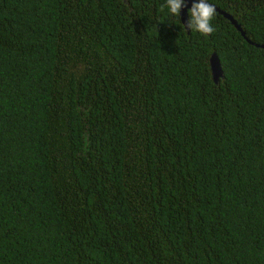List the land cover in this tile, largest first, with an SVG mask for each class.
Returning a JSON list of instances; mask_svg holds the SVG:
<instances>
[{"label":"trees","instance_id":"16d2710c","mask_svg":"<svg viewBox=\"0 0 264 264\" xmlns=\"http://www.w3.org/2000/svg\"><path fill=\"white\" fill-rule=\"evenodd\" d=\"M164 3L0 0V264H264V49Z\"/></svg>","mask_w":264,"mask_h":264},{"label":"clouds","instance_id":"9594fccd","mask_svg":"<svg viewBox=\"0 0 264 264\" xmlns=\"http://www.w3.org/2000/svg\"><path fill=\"white\" fill-rule=\"evenodd\" d=\"M183 6H185V0H165L161 10L163 11L166 7L171 16L180 17ZM188 14L186 30L199 32L204 37L210 36L215 31L211 23L216 15L215 5L208 3L207 0H193L191 7L188 8Z\"/></svg>","mask_w":264,"mask_h":264},{"label":"water","instance_id":"95a60500","mask_svg":"<svg viewBox=\"0 0 264 264\" xmlns=\"http://www.w3.org/2000/svg\"><path fill=\"white\" fill-rule=\"evenodd\" d=\"M192 3H193V0H185V6H183L181 8L180 21L183 24L184 28H185V25L187 23V21H186V10L191 7ZM215 8H216V11L219 14H221L224 18H226L229 21V23L240 33L241 36H243V38L248 43L252 44L255 47H260V48L264 49V44L254 43V42L246 39V37L244 36V33H243L242 29L240 28L239 24L232 18V16L229 13L217 8L216 6H215ZM208 64H209V69H210L212 80L214 82H216L217 78L221 76V69H220L217 57L214 53L210 54L209 59H208Z\"/></svg>","mask_w":264,"mask_h":264}]
</instances>
